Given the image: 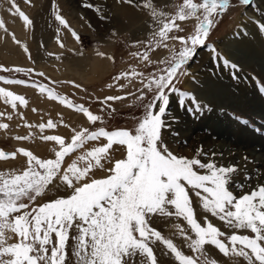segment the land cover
<instances>
[{
	"label": "snow or ice",
	"instance_id": "obj_1",
	"mask_svg": "<svg viewBox=\"0 0 264 264\" xmlns=\"http://www.w3.org/2000/svg\"><path fill=\"white\" fill-rule=\"evenodd\" d=\"M8 2L9 14L18 16L26 28L31 26L33 21L16 0ZM24 2L31 5V0ZM116 3L140 8L149 16L150 38L135 41V45H143V51L130 55L138 58L145 68L152 65L153 71L146 74L131 67L113 76V83L107 87L124 90L126 85L120 81L127 80L129 84L138 81L139 88L123 96L96 99L104 106L101 112L106 108L110 116L116 109L109 102L134 97L138 102L136 106L142 111L134 117L133 128L95 127L103 125L104 116L94 114L83 104H73L35 81L0 77L5 84L38 88L49 99L82 113L91 126L71 128L69 138L41 135L42 141L53 143L49 150L52 155L47 158L24 147L12 152L0 149V161L24 158L19 168L0 171V264H162L155 250L158 245L162 255L170 257L173 264H219L215 258H210L206 251L208 246L233 264L237 261L264 264V182L251 186L249 191H244L246 185L239 183L236 187L241 194L237 195L232 185L241 171L238 164H218L214 151L210 154L212 158L204 159L209 153L202 146L191 157L179 154L166 143L163 134L171 127L167 117L173 95L178 105L193 115L207 107L192 93L177 87L180 78L188 74L185 65L198 48L209 47L214 53L213 59L222 61L223 67L233 70V78L238 79L239 65L217 52L214 46L206 45L217 21L229 10L231 0H182L172 4L171 12L158 8L154 0H116ZM236 3L248 6L251 0H236ZM82 6L94 7L92 4ZM100 18L105 19L102 15ZM55 20L80 42L79 35L58 11ZM189 20L195 21L192 31L186 35L176 34L185 31L181 23ZM253 23L264 35V22L254 20ZM0 29L8 32L2 19ZM8 34L26 54L29 53L27 46L14 34ZM57 42L64 47L59 36ZM161 48L168 50L169 55L151 60L149 53ZM97 55L105 56L103 52ZM106 58L115 59L113 56ZM13 70L26 75L34 72V69L19 67ZM68 83L87 91L75 81ZM0 99L13 111L18 104L23 107L28 104L23 95L3 87H0ZM5 115L0 112V117ZM19 115L23 120V115ZM7 119L11 120L12 115L7 114ZM172 120L175 121V117ZM35 127L43 133L45 129H55L57 124L49 119ZM8 128V123H0V130ZM32 138L31 132L14 137L17 141ZM116 153H120V158ZM243 159L248 161L249 158L244 156ZM97 172L103 175L97 176ZM252 178L245 172V181ZM51 189L65 194L38 203ZM197 208L207 215L200 217ZM209 216L232 230L231 234L222 231ZM155 218L182 221L172 224V236L183 240L191 254H186L173 238L153 227Z\"/></svg>",
	"mask_w": 264,
	"mask_h": 264
},
{
	"label": "rangeland",
	"instance_id": "obj_2",
	"mask_svg": "<svg viewBox=\"0 0 264 264\" xmlns=\"http://www.w3.org/2000/svg\"><path fill=\"white\" fill-rule=\"evenodd\" d=\"M181 2L182 0H154L158 8L167 12L173 10L171 7L173 3ZM16 3L33 23L26 28L18 16L9 14L8 0H0V19L8 29L7 33L0 29V65L3 69H10V71L0 69V77L27 80L29 83L35 81L53 89L59 96L66 97L73 104H83L94 114L104 116L103 125L97 124L95 127L103 126L108 130L133 128L136 123L134 117L139 116L142 111L136 106L138 102L134 97L109 102L116 109V112L110 116L106 108L101 112L104 106L96 98L103 99L109 95L123 96L125 92H134L139 88L138 81L129 84L127 80L120 81L126 85L124 90H119L115 86L107 87L108 84L113 83V76L129 71L131 67H136L137 71H144L146 74L153 71L152 65L145 68L138 58L130 55L132 52L143 51V45H135V41H147L150 38V18L146 12L129 5H118L116 0H31V5L24 0H16ZM84 4H92L94 7H83ZM96 9H100V12ZM57 11L79 35L80 42H77L71 32L55 20ZM127 11L138 13L137 21L125 22L124 14ZM101 15L105 19H101ZM254 20L264 22L262 0H251L248 6L239 5L236 0H231L229 10L217 21L206 45L214 46L217 52L239 65L240 71L236 72L238 79L233 78V70L223 67L222 61L213 59L214 53L209 47L198 48L196 55L185 65L188 74L180 78L177 87L192 93L202 106L207 107L193 115L185 108H181L176 102V96L173 95L167 117L171 127L163 133L166 143L179 154L191 157L196 149L202 146L203 150L209 153L204 159L212 158L210 154L214 151L217 153L215 159L218 164H238L241 171L234 177L232 185V190L237 195L241 194L236 187L239 183H244L246 185L244 191H249L251 186L264 182V91H261V87L264 86V35L259 32L257 25L253 23ZM194 24V20L181 23L185 31L176 34L186 35L192 31ZM8 33L14 34L21 44L26 45L29 53L26 54L21 45L15 43ZM57 36L64 47H60ZM175 47L179 49V43H176ZM242 47L247 51L254 50L256 58L235 61L231 55ZM98 52H103L105 56L97 55ZM203 54L207 58L201 61L200 57ZM149 55L151 60L156 61L167 57L169 52L161 48L150 52ZM57 56L60 58L57 59ZM108 56H113L114 61L107 59ZM93 65L97 70L92 72ZM17 67L34 69V72L26 75L24 72L13 70ZM40 72L44 75H37ZM69 81L81 84L87 91L75 88L73 84L68 83ZM216 83L223 85L225 92L228 93V97L220 101L221 104L205 101L202 96V91L206 90L207 85ZM0 87L23 95L28 101L27 107L18 104L17 110L13 111L10 105H6L0 99V112L6 113L4 117H0V123L9 124L7 130H0V149L6 152L24 147L40 157L47 158L52 153L41 152L43 150L41 146L43 144L53 146V143L42 141L39 138L41 135H61L59 130H66L68 135L61 136L69 138L72 134L71 128H75L73 123L77 119L81 122L79 123L81 126L91 127L82 113L57 100L49 99L47 94H41L38 88L5 84L2 80ZM144 102L147 103L148 100ZM33 109L36 111L34 112ZM61 110L69 111L75 120L66 122V115ZM7 114L12 115L11 120L7 119ZM19 114L23 115V120ZM172 117H175V121ZM49 119L53 120L57 127L51 130L45 129L41 133L35 126L46 123ZM244 121H247V124ZM25 124L33 127H26ZM30 132L33 138L28 141L14 139L15 136H26ZM221 152L223 156L219 155ZM251 153L255 156L250 157ZM115 155L120 158V153ZM244 156L249 158L248 161L243 159ZM23 162V157L15 161H0V171L18 168ZM245 172L253 177L251 181L244 180ZM100 175L103 173L97 172V176ZM64 194L63 191L57 192L51 189L38 200V203ZM197 212L200 217L207 215L199 208ZM209 219L222 231L231 234L232 230L226 228L222 222L211 216ZM173 223L183 222L155 218L153 227L161 230L164 236L173 238L177 246L186 254H191L184 247L183 240L172 236ZM155 250L162 264H173L170 257L162 255L161 246L158 245ZM206 251L210 258H215L219 264H233L211 246H208ZM69 253H71L70 247ZM236 264L243 262L237 261Z\"/></svg>",
	"mask_w": 264,
	"mask_h": 264
},
{
	"label": "bare ground",
	"instance_id": "obj_3",
	"mask_svg": "<svg viewBox=\"0 0 264 264\" xmlns=\"http://www.w3.org/2000/svg\"><path fill=\"white\" fill-rule=\"evenodd\" d=\"M137 16V17H136ZM138 16H139V14L138 13H136V12H125V14H124V21L125 22H131L132 20H134V21H137V19H138ZM134 17H136V18H134ZM253 43V45H254V42H252ZM256 44V43H255ZM253 48V47H252ZM259 48V47H258ZM237 52L239 53L238 55H237ZM242 55V56H241ZM231 57L232 58H234V60L235 61H237V60H247L248 58H254L255 57V53H254V50L252 51H247L246 50V48H244V47H242L241 49H238V51L236 50V53H234L233 55H231ZM201 61H204L205 60V58H207L206 57V55L205 54H203V55H201ZM256 58V57H255ZM239 60V61H240ZM248 60H250V59H248ZM247 60V61H248ZM254 60V59H253ZM243 62V61H242ZM249 63V62H248ZM96 65V64H95ZM95 65H93V67H92V72L93 71H96L97 70V67L95 66ZM214 82V81H213ZM206 84H208V82H206ZM202 96H203V98L205 99V101H208V102H211V103H220V101H222L224 98H226V97H228V93H226L225 92V88H224V86L223 85H221L220 83H219V85H217V83L216 84H212V85H207V88H206V90H204V91H202ZM224 101V100H223ZM221 104V103H220ZM61 112L64 114V115H66L65 117V119H66V122H71L73 119L75 120V118H74V116L72 115V114H70V112L69 111H67V110H61ZM81 122L77 119V121H74V123H73V125H74V127L75 128H78V127H80L81 125ZM59 134H61V135H64V136H66V135H68V133L66 132V130H59ZM92 145H89V147H91ZM42 151L41 152H43V151H49L50 150V148L52 147L51 145H48V144H43L42 146ZM252 156H255V154L254 153H251V155H250V157H252ZM22 164H19L18 165V168L21 166Z\"/></svg>",
	"mask_w": 264,
	"mask_h": 264
}]
</instances>
